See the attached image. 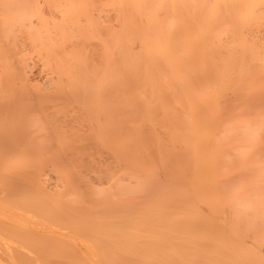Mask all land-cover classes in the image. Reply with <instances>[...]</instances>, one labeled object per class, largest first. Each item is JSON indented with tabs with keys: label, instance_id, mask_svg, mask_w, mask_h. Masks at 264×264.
Here are the masks:
<instances>
[{
	"label": "bare ground",
	"instance_id": "obj_1",
	"mask_svg": "<svg viewBox=\"0 0 264 264\" xmlns=\"http://www.w3.org/2000/svg\"><path fill=\"white\" fill-rule=\"evenodd\" d=\"M262 222L264 0H0V264H264Z\"/></svg>",
	"mask_w": 264,
	"mask_h": 264
},
{
	"label": "rangeland",
	"instance_id": "obj_2",
	"mask_svg": "<svg viewBox=\"0 0 264 264\" xmlns=\"http://www.w3.org/2000/svg\"><path fill=\"white\" fill-rule=\"evenodd\" d=\"M21 41L23 44L28 43V45H30V47H27V49L23 50V54H24V57L27 58L28 61L30 62V66H29L30 73L32 75L38 76L39 73L41 72L42 68L46 67L44 65V58L41 56V54L39 52L40 49L38 46L31 45V41L27 38L24 40H21ZM37 49H39V50H37ZM74 148H75V146H74ZM37 155H39V153H37ZM36 157H37V159L35 161L39 162L38 158L41 156L39 155V157L38 156H36ZM50 157H51V155H50ZM50 157L49 156L47 157V155H46V159L45 158L40 159V161L43 162L44 160H48L47 162L50 161L52 164L53 161H51V160H53V159H50ZM51 158H54V156H52ZM59 159L60 158L56 157V159H55L56 162H60L61 160H59ZM72 161L79 162V158H74ZM85 161H89V163H91L92 158H90V159L86 158ZM63 162H65V160H63ZM80 162H82V161H80ZM51 164H49V165H51ZM51 176H53V175L51 174ZM258 216H262V213L258 214ZM229 217L231 218V216H229ZM251 218H254V216L252 215ZM235 235L240 236L239 237L240 244L245 248V250H243V252H245L246 250L254 251L255 249H261V251L264 252V223L263 222L262 223H256L254 226H251V228L247 229L245 232H239L238 231V234L235 232ZM247 258L252 259L250 255H247ZM250 264H251V262H250ZM262 264H263V262H262Z\"/></svg>",
	"mask_w": 264,
	"mask_h": 264
}]
</instances>
